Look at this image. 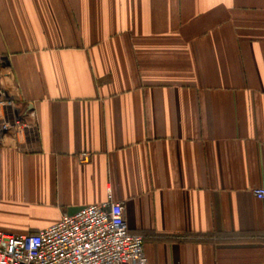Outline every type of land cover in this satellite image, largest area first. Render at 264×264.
Listing matches in <instances>:
<instances>
[{"label":"crops","instance_id":"obj_1","mask_svg":"<svg viewBox=\"0 0 264 264\" xmlns=\"http://www.w3.org/2000/svg\"><path fill=\"white\" fill-rule=\"evenodd\" d=\"M0 68V229L111 193L148 264H264V0H0Z\"/></svg>","mask_w":264,"mask_h":264},{"label":"built area","instance_id":"obj_2","mask_svg":"<svg viewBox=\"0 0 264 264\" xmlns=\"http://www.w3.org/2000/svg\"><path fill=\"white\" fill-rule=\"evenodd\" d=\"M0 68V137L27 125L12 89L2 82ZM86 155V154H85ZM86 157V156H85ZM264 203V187L253 190ZM148 264L145 237L130 231L122 202L106 201L63 214L34 233L0 229V264Z\"/></svg>","mask_w":264,"mask_h":264}]
</instances>
